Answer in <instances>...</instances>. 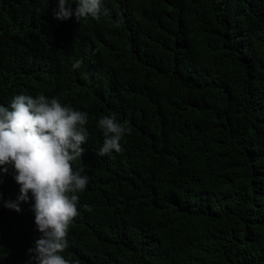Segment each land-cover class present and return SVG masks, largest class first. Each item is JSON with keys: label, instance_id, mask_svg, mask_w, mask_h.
Returning a JSON list of instances; mask_svg holds the SVG:
<instances>
[{"label": "trees", "instance_id": "16d2710c", "mask_svg": "<svg viewBox=\"0 0 264 264\" xmlns=\"http://www.w3.org/2000/svg\"><path fill=\"white\" fill-rule=\"evenodd\" d=\"M103 3L107 17L58 21V0H0V105L44 95L88 114L62 255L264 264V0ZM103 116L130 129L120 153L99 155ZM19 194L0 169V264H35L31 193L4 206Z\"/></svg>", "mask_w": 264, "mask_h": 264}, {"label": "clouds", "instance_id": "9594fccd", "mask_svg": "<svg viewBox=\"0 0 264 264\" xmlns=\"http://www.w3.org/2000/svg\"><path fill=\"white\" fill-rule=\"evenodd\" d=\"M52 13L58 21L73 16L80 21L89 16L99 20L109 16L110 10L103 0H58ZM82 63L77 60L73 69H79ZM87 122L86 112L63 105L56 97L20 94L8 107L0 105V169L6 174L10 166L20 185L17 200L4 206L20 212V204L27 203L31 193L35 224L41 234L35 247L28 249L35 264H79L62 253L68 247L69 227L79 215L77 193L90 181L89 176L72 168V162L84 154ZM98 126L104 136L99 155L120 153L121 140L130 132L126 123L115 116H103Z\"/></svg>", "mask_w": 264, "mask_h": 264}]
</instances>
